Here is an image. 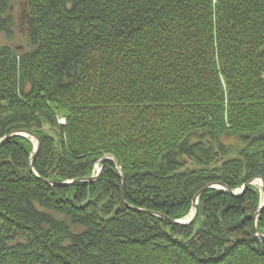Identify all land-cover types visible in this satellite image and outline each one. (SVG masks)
I'll use <instances>...</instances> for the list:
<instances>
[{
  "label": "trees",
  "instance_id": "1",
  "mask_svg": "<svg viewBox=\"0 0 264 264\" xmlns=\"http://www.w3.org/2000/svg\"><path fill=\"white\" fill-rule=\"evenodd\" d=\"M23 1L0 140L41 146L0 147V264H264L261 191L204 190L264 179V0Z\"/></svg>",
  "mask_w": 264,
  "mask_h": 264
},
{
  "label": "water",
  "instance_id": "2",
  "mask_svg": "<svg viewBox=\"0 0 264 264\" xmlns=\"http://www.w3.org/2000/svg\"><path fill=\"white\" fill-rule=\"evenodd\" d=\"M14 134H18V135H22V136H26V137H31L32 139L31 140H33L34 141V139L37 141L36 142V148H35V151H34V153H33V155H32V158H31V165H30V169H31V171L33 172V173H35V171H34V168H33V164H34V161H35V159H36V156H37V154H38V152H39V150H40V146H41V141H40V138L36 135V134H34V133H32V132H29V131H25V130H22V131H18V132H16V133H13V134H11V135H8V136H5L3 139H1L0 140V147L8 140V138H10L12 135H14ZM102 167L100 168V170H99V172H98V174L97 175H95V176H91L89 179H87V180H97L98 178H99V176L101 175V173H102ZM120 178L122 179V182H123V187H122V201H123V203L124 204H126V206L127 207H129V208H131V209H133V210H135V211H144V212H147V213H151L150 211H146V210H143V209H139V208H136V207H132L131 205H129V204H127L126 202H125V196H124V190H125V179H124V177H123V175L122 174H120ZM255 180H261L262 181V192H263V194H264V179L262 178V177H255L252 181H250V182H248V183H246L244 186H243V188L241 189V191L240 192H236V191H234V190H230L229 188H228V186H226L225 184H223V183H216V184H212V185H208V186H206L205 188H204V190H206V189H208V188H220V189H224L226 192H228L229 194H231V195H234V196H241L244 192H245V190L248 188V186L249 185H251V184H253L254 183V181ZM71 182H63V183H60V184H57V185H59V186H64V185H69ZM199 196H200V194H198L197 196H196V198L194 199V202H193V212H192V214H191V216L189 217V218H187V219H182V220H173V219H170V218H167V217H164L168 222H170V223H172V224H179V225H190L191 223H193L195 220H196V218H197V216H198V214H199V206H198V200H199ZM264 209V203L260 206V208L258 209V211L256 212V214H255V216H254V221H255V227H254V230H255V232L257 233V235L258 236H261V237H263L264 238V235H259L258 234V229H257V218L259 217V215L261 214V212H262V210ZM161 217H163V216H161Z\"/></svg>",
  "mask_w": 264,
  "mask_h": 264
},
{
  "label": "rangeland",
  "instance_id": "3",
  "mask_svg": "<svg viewBox=\"0 0 264 264\" xmlns=\"http://www.w3.org/2000/svg\"><path fill=\"white\" fill-rule=\"evenodd\" d=\"M26 4H25V1L23 0H11L10 1V11H11V14H12V17L15 19V25H13L12 27V32L11 34L9 35H5V34H0V46H3V45H9L13 48H18V49H29V45H28V42H27V37H26V27H25V17H26V8H25ZM62 122V120H61ZM63 123V122H62ZM31 138V137H30ZM32 139V138H31ZM32 142L34 143V146L36 148V143L35 141L32 140ZM107 159H113L112 157H106L104 158V160H107ZM99 164V165H98ZM97 165L99 166V168H97ZM103 168L104 167L102 166V164L99 162L95 165V169L93 171V175L92 176H95L98 174L100 168ZM102 169V171H103ZM102 175V173H101ZM100 175V176H101ZM99 176V177H100ZM256 181V180H255ZM261 181V180H260ZM253 186H255L259 191H261V205L264 203V194L262 192V181L259 182V183H253L251 184ZM63 186V185H62ZM65 186V185H64ZM243 188V187H242ZM237 189V190H234L236 192H240L241 189ZM216 189H220V188H217ZM220 190H224V189H220ZM125 191V190H124ZM225 191V190H224ZM124 196H125V193H124ZM123 202V201H122ZM125 202H126V199H125ZM127 203V202H126ZM124 204V203H123ZM129 204V203H127ZM126 206V204H124ZM130 205V204H129ZM260 205V206H261ZM132 206V205H131ZM199 206V205H198ZM134 207V206H132ZM194 207V206H193ZM129 208V207H128ZM260 208V207H259ZM131 209V208H130ZM140 209V208H139ZM194 209V208H193ZM193 209L190 213L189 216H187L186 218H183V219H187L191 216L192 212H193ZM135 211V210H134ZM260 216V215H259ZM164 218V217H163ZM168 218V217H167ZM258 219V218H257ZM179 220H182V219H179Z\"/></svg>",
  "mask_w": 264,
  "mask_h": 264
},
{
  "label": "bare ground",
  "instance_id": "4",
  "mask_svg": "<svg viewBox=\"0 0 264 264\" xmlns=\"http://www.w3.org/2000/svg\"><path fill=\"white\" fill-rule=\"evenodd\" d=\"M34 141H35V143L37 142L35 139H34ZM99 165V164H98ZM97 165V168H99V166ZM256 184L257 183H259V182H261L260 180H256V181H254Z\"/></svg>",
  "mask_w": 264,
  "mask_h": 264
}]
</instances>
